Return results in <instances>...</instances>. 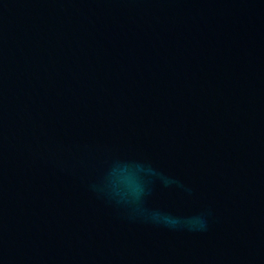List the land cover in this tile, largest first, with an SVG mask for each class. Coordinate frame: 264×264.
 I'll list each match as a JSON object with an SVG mask.
<instances>
[{"label": "water", "instance_id": "water-1", "mask_svg": "<svg viewBox=\"0 0 264 264\" xmlns=\"http://www.w3.org/2000/svg\"><path fill=\"white\" fill-rule=\"evenodd\" d=\"M0 264H264V0H0Z\"/></svg>", "mask_w": 264, "mask_h": 264}]
</instances>
